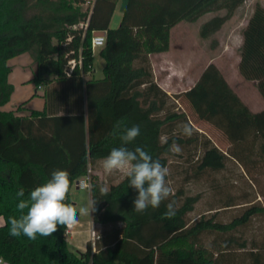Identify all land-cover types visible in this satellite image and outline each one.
<instances>
[{
    "label": "trees",
    "instance_id": "1",
    "mask_svg": "<svg viewBox=\"0 0 264 264\" xmlns=\"http://www.w3.org/2000/svg\"><path fill=\"white\" fill-rule=\"evenodd\" d=\"M84 1L0 0V257L8 264H264V243L256 248L253 242L248 249L246 239L238 234L252 216L264 213V206L249 205L228 222L218 220L217 211L188 220L201 195H186L179 188L159 208L138 214L133 211L138 193L125 176L107 185L89 177L90 201H96L91 220L112 227L96 234L94 242L87 240L84 251L68 243L65 226L58 225L50 237L37 235L34 241L9 235L8 218L20 214L16 193L21 188L27 199L53 170L63 169L70 173L71 189L113 148L142 147L167 167L174 155L168 151L173 140L187 149L200 145V152L194 151L189 159V179L223 169L228 158L243 164L254 149L264 160V124L223 151L195 130L189 114L155 81L150 61L151 54L168 50L170 29L179 22L193 21L211 8H224V15L202 25V30L210 25L216 29L242 0H126L114 28L109 24L118 0H94L88 9ZM93 30L106 32L99 50L103 77L83 79L82 74L92 73ZM241 34L238 72L253 81L264 97V7L260 3L254 4ZM24 53L34 63L30 82L35 89L41 87L43 107L20 115L23 104L6 107L13 92L8 61ZM79 53L81 69L75 66L67 75V61ZM202 78L217 86V106L230 121L264 123V111L247 112L214 68ZM214 104L209 103L210 110ZM118 121L121 128L139 125L135 141L122 145L119 135H111ZM181 123L192 126L191 137L180 133ZM104 186L110 190L107 195L100 192ZM169 202H174L176 215L162 219ZM66 203L76 207L70 191ZM206 235L213 236L209 244L204 242Z\"/></svg>",
    "mask_w": 264,
    "mask_h": 264
},
{
    "label": "rangeland",
    "instance_id": "2",
    "mask_svg": "<svg viewBox=\"0 0 264 264\" xmlns=\"http://www.w3.org/2000/svg\"><path fill=\"white\" fill-rule=\"evenodd\" d=\"M123 9L120 13V0H118V8L110 20L111 28L119 24ZM216 11L211 8L186 25L177 26L171 33V44L168 51L160 58H153L155 70L153 67L152 70L156 71L154 74L156 82H159L175 103L189 114L195 130L202 137L210 138L218 148L227 151L228 148L233 147L236 139L249 137L258 128H262L264 123L245 119H239V122L230 121L217 106L219 97L215 98L214 94L217 86L213 81L202 78L203 73L209 68H214L249 113L263 112L264 99L257 93L254 83L243 81L237 72L239 47H236L235 40L238 33L235 31L232 34L229 46L225 43L226 41L224 42L226 25L223 24L229 17L216 29L210 25L204 28L208 32L202 30L203 23L214 17ZM99 50L100 48L97 47L93 52L94 77L92 78L96 79L103 77L104 59L99 54ZM8 64L11 65L8 79L13 85V92L6 107L15 109L18 105L24 104L28 110L41 109L43 91L35 89L30 82L34 71V63L30 55L24 53L10 59ZM34 89L37 92L35 95ZM209 103L210 105L215 103L211 110ZM212 109H216V112ZM181 148V154L173 155L169 159L167 182L172 192L183 188L186 195L197 193L201 195L193 210L189 212L188 220L217 211L216 218L228 222L240 216L249 205L264 206V160L259 157L257 149L250 153L245 152L249 155L243 164L228 158L223 169L207 170L198 178L189 179L186 178L191 172L189 159L194 151L195 154L200 152V145L196 144L192 149ZM90 168L91 171L87 175L102 181L104 185L116 183L124 176L121 173L106 175L102 168V160L97 161ZM70 199L76 203L78 209L86 206L90 201L89 189L76 188L73 185L70 190ZM229 203L232 205L224 206ZM80 220L81 227L88 226L89 237L91 231L98 234L112 227L111 225L91 224L89 215L81 216ZM238 234L246 239L248 249L252 248L253 242L258 246L256 248H260L259 246L264 243V213L252 216L246 225L240 228ZM212 237V235L204 236V242L209 244ZM83 240V236L79 234L75 236L73 243L77 246L82 244Z\"/></svg>",
    "mask_w": 264,
    "mask_h": 264
},
{
    "label": "clouds",
    "instance_id": "3",
    "mask_svg": "<svg viewBox=\"0 0 264 264\" xmlns=\"http://www.w3.org/2000/svg\"><path fill=\"white\" fill-rule=\"evenodd\" d=\"M121 125L122 121H118L111 135H119L122 145L132 143L140 135L139 125L124 128H121ZM179 129L180 133L186 137L194 134V129L189 123H181ZM163 143H167L166 138ZM168 151L179 155L182 153V148L173 140ZM102 168L106 175L121 173L128 179V186L138 193L133 200V211L138 214L146 212L149 207L159 208L172 193V188L166 179L169 169L160 160L153 159L142 147H136L134 150L126 146L111 149L102 160ZM70 187V173L67 170L55 169L47 182L28 193L27 199H23L25 192L21 188L16 193V196L20 198L16 204V210L20 214L18 217L8 218L9 235L13 237L23 235L33 241L37 235L50 237L57 231L58 225L66 226V230L70 229L78 223V215H89L95 211L96 201H89L79 210L72 204L66 203ZM87 187L91 190L92 185L89 184ZM109 191L106 186L100 188L102 195H107ZM176 211L174 202H169L162 219L173 218Z\"/></svg>",
    "mask_w": 264,
    "mask_h": 264
},
{
    "label": "crops",
    "instance_id": "4",
    "mask_svg": "<svg viewBox=\"0 0 264 264\" xmlns=\"http://www.w3.org/2000/svg\"><path fill=\"white\" fill-rule=\"evenodd\" d=\"M260 3L263 7H264V0H242L241 3L236 6V8L234 9V12L229 16V18L224 22V26L226 25V35H225V40L224 42L227 44V46H229V42L232 41V34L236 31L238 33V36L236 38V47H239L241 45V42H242V29L246 26L247 22H248V19L250 18L252 12H253V7H254V4L255 3ZM124 3H125V0H120V13L122 11V9L124 8ZM118 8V2L116 4V7H115V10ZM114 10V11H115ZM226 11L224 8H221L219 10L216 11V14H214L213 16H222L225 14ZM113 16V15H112ZM112 18V17H111ZM189 21L187 20H183L181 22H179L178 24H176L175 26H173L171 29H170V37H169V46L171 44V33L172 31L179 25L183 24V25H186ZM203 22V21H202ZM169 49V48H168ZM168 51V50H167ZM167 51L165 52H160V53H154V54H151L150 55V61H151V65L153 67V70H155V65H154V61H153V58H160L163 54H165ZM238 61H239V55L237 57V64H238ZM154 73L153 74H156V71H153ZM237 72H238V68H237ZM239 76L242 78L243 81H246L241 75L240 73L238 72ZM156 76V75H155ZM90 77H94L93 76V69H92V73L90 74ZM156 81V80H155ZM253 82V81H251ZM161 88L163 90L166 91V89L159 83L157 82ZM254 83V82H253ZM255 87V85H254ZM256 89V87H255ZM257 91V89H256ZM36 92V90L34 89V93ZM167 92V91H166ZM37 93V92H36ZM168 93V92H167ZM258 93V91H257ZM169 94V93H168ZM259 94V93H258ZM260 95V94H259ZM261 96V95H260ZM261 98L264 99V97L261 96ZM23 107L24 109L22 110V112H20L19 114L20 115H23V114H26L28 109L25 108V105L23 104ZM10 109H13L12 107H8ZM91 171V169L89 170ZM124 177V176H123ZM122 177V178H123ZM81 178V177H80ZM121 178V179H122ZM120 179V180H121ZM76 187V186H75ZM77 188V187H76ZM71 190V189H70ZM89 198H90V195H89ZM76 204V203H75ZM77 207V206H76ZM79 210V209H78ZM78 223L74 226V232L69 234V235H66V240L68 241L69 244L73 245L75 248L81 250V251H84L85 249V243L87 240H89V232H88V226H86V228H83L81 227L80 225L82 224L81 222V215L78 216ZM89 221H91V224L93 223L92 220H91V213L89 214ZM3 223V220L1 218V221H0V225ZM95 224V223H93ZM82 235L84 240L82 242V244L80 245H74L73 243V240L75 238L76 235ZM5 264H8L7 262H5Z\"/></svg>",
    "mask_w": 264,
    "mask_h": 264
},
{
    "label": "built area",
    "instance_id": "5",
    "mask_svg": "<svg viewBox=\"0 0 264 264\" xmlns=\"http://www.w3.org/2000/svg\"><path fill=\"white\" fill-rule=\"evenodd\" d=\"M93 2H94V0H85L83 5L85 7L90 8L92 6ZM79 25L82 26L83 23H80ZM85 25H86V23H84V27H85ZM73 27H75V25H73ZM97 31H99V30H93L92 31V37H91V50H92V52H94V50L97 47L101 48L105 43V36L97 34ZM75 66H77L79 69H81V67H82V57H81L80 53H79L77 58H71L67 61V63H66L67 75H69L71 73L72 69ZM88 76H90V72H87L86 74H82L83 79H87ZM38 88H41V87L38 86ZM89 184H90L89 176L85 175L76 181L75 186L77 188L87 189L88 188L87 185H89ZM73 232H74V227L66 230V226H65V236L69 235ZM96 238H97V235L91 231V235L89 237V240L94 242V240ZM0 264H5V261L1 257H0Z\"/></svg>",
    "mask_w": 264,
    "mask_h": 264
},
{
    "label": "water",
    "instance_id": "6",
    "mask_svg": "<svg viewBox=\"0 0 264 264\" xmlns=\"http://www.w3.org/2000/svg\"><path fill=\"white\" fill-rule=\"evenodd\" d=\"M97 34H100V35H103V36H105L106 32H105V31H103V30H100V31H97Z\"/></svg>",
    "mask_w": 264,
    "mask_h": 264
}]
</instances>
